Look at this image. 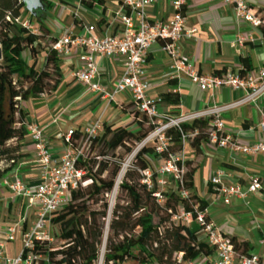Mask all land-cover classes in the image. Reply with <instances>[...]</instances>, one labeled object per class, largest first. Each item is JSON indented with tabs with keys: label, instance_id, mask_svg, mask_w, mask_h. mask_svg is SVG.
I'll list each match as a JSON object with an SVG mask.
<instances>
[{
	"label": "trees",
	"instance_id": "16d2710c",
	"mask_svg": "<svg viewBox=\"0 0 264 264\" xmlns=\"http://www.w3.org/2000/svg\"><path fill=\"white\" fill-rule=\"evenodd\" d=\"M100 1L79 0L83 6L90 9ZM43 2L48 4L46 0ZM250 7L261 20L258 29L264 39V8H253L251 5ZM23 10L32 14L25 9L21 0H0V179L14 168V164H10L9 160L17 161L21 157L18 141L25 135L23 125L27 115L24 110L18 109L13 110L10 118L6 117L3 110L5 92L9 93L11 100H15L11 102L13 104L19 99L26 100L41 93L50 94L62 79L60 61L51 44L50 47H43L45 57L42 69H36L34 61L28 64L23 57V52L28 51L30 57L34 58L36 47L50 34V29L41 18L40 9L33 14L40 23L39 33H32L15 23L13 17L21 15ZM102 11H105L104 7ZM181 11L185 14L184 6ZM7 16L10 18L7 19ZM73 21L76 22L77 18L74 17ZM101 23L103 19H100L96 26L99 27ZM55 39L51 38L50 42ZM239 62L240 78L254 69L249 56H239ZM226 72V68H221L214 70L212 74L222 76ZM158 104L178 106L180 99L178 96L161 93ZM132 106L135 108L133 102L120 105L123 111ZM128 112L132 115L131 122L137 126L136 130L129 129V125L103 124L102 133L95 136L87 137L86 133L79 129L73 131L71 146L78 148L84 144L76 166L85 172V184H80L73 190L69 205L52 217L51 222L58 225L60 230L56 240L35 241L33 253L44 256L45 260L37 259L33 264H99L102 254L101 264H183L199 256L213 254L214 250L201 238L202 224H197L195 229L191 230L180 222L174 223L172 216L176 217L180 208L192 219L202 214L204 223L210 221L206 212L208 203L198 194L194 175L201 167V146L210 141L213 131L210 122L215 116H201L191 122L182 121L165 128L164 136L168 145L161 153H155L153 147L145 146L135 151V160H144L147 154L166 160L169 154L183 149L184 140L189 144L195 157L177 161L178 168L182 167L177 194L165 196L164 203L161 204L156 196V188L151 187L143 173L147 166L142 165L141 169L128 166L119 178L114 201L109 208V195L114 190L119 175L117 169L109 170L110 164L122 162L124 155L132 153L156 125L136 108ZM16 123L19 126H14ZM242 125L248 126L247 122ZM9 140L16 142L13 150L5 149ZM119 149L123 150L124 155L117 157L116 152ZM9 151L16 153L7 158L2 157ZM221 166L233 168L227 163H221ZM207 192H215L209 182ZM159 194L161 195L160 192ZM107 217L110 227L102 249ZM224 236L233 243L239 253H249L251 246L246 240H239L235 234Z\"/></svg>",
	"mask_w": 264,
	"mask_h": 264
},
{
	"label": "built area",
	"instance_id": "2783aa9c",
	"mask_svg": "<svg viewBox=\"0 0 264 264\" xmlns=\"http://www.w3.org/2000/svg\"><path fill=\"white\" fill-rule=\"evenodd\" d=\"M231 6L234 17L238 22L248 23L252 27H258L260 18L244 0H223ZM79 2V0H78ZM156 0H120L118 6L112 10V14L118 19L120 28L113 33L100 34L93 26L83 24L80 30L69 31L51 43L59 61L68 62L72 68L70 75L77 82L86 85L91 92L98 91L106 106L118 102V96L127 93L135 108L145 114L153 123H160L164 115L158 111V98H152L149 94L153 74L151 61L148 59L149 47L159 42L161 50L166 53L170 61V69L175 77L184 75L202 91H208L210 98L219 87H226L233 91L242 92L239 100L224 105H213L189 114H182L180 119L165 124L160 129L149 133L144 139H151L155 153H161L167 149L168 141L164 136L165 128L177 125L179 122H191L194 118L214 115L210 122L213 127L210 141L211 145L219 151H228L232 157L247 155L257 157L264 155V138L250 143L241 142L236 135L224 130V121L221 113L227 108L239 103L251 101L258 112L257 125L264 134V68L250 71L245 77L238 76V70L227 71L222 76L203 74L198 67L187 61L181 54V42L183 39H194L198 28L188 25L185 14L181 9L186 0H170L173 8L172 16L167 21H150L148 8ZM80 3V2H79ZM7 19L10 17L7 16ZM13 21L32 33L37 34V29H32L29 21L22 18V14L13 17ZM247 39L245 35H239L234 45H242ZM122 61L121 74L116 79L112 88H108L97 80L99 75L98 59H115ZM41 93L39 96H45ZM262 99V102L257 100ZM55 122V120L53 121ZM100 117L91 127L86 128L87 137L98 135L101 128ZM19 126V124H17ZM25 133L29 136L35 153L37 174L27 180L18 173L19 161L10 159L14 164L12 171L7 172L1 179V184L6 187L14 198L23 201L24 216L17 225H11L2 229L3 239L0 241V264H33L37 259L45 260L44 256L33 253L36 240L53 241L54 235L51 222L56 212L69 205L71 192L83 181L84 171L76 166L80 158L84 144L78 148L71 146L73 129L57 132L64 146L62 154L55 156L50 148V135L46 133V126L36 122H25ZM183 142V149H184ZM169 154L165 163L161 165L162 173L173 175L177 181L181 179L182 167L178 168L177 161H184L183 151ZM2 165V162L0 163ZM122 174V173H121ZM114 189L117 187L120 175ZM228 171L218 167L209 179L217 199L228 204L233 198L244 200L248 203L253 196L264 198V186L258 176L248 175L242 182H229L225 180ZM162 200L159 192L156 194ZM113 202H109L111 208ZM28 213V215H27ZM30 217L29 222L23 221ZM186 217L194 223L203 225V235L207 245L212 248L213 254L201 256L183 264H264V257L255 254L239 253L233 243L211 221L204 223L203 215L198 214L192 219L189 214ZM19 238V248L13 256L8 253V244ZM126 264V263H122Z\"/></svg>",
	"mask_w": 264,
	"mask_h": 264
},
{
	"label": "crops",
	"instance_id": "0c3cea01",
	"mask_svg": "<svg viewBox=\"0 0 264 264\" xmlns=\"http://www.w3.org/2000/svg\"><path fill=\"white\" fill-rule=\"evenodd\" d=\"M112 1L114 2L112 10H114L120 0ZM249 2L253 8H264V0H249ZM184 10L187 24L196 26L198 32L194 39L182 40L181 54L187 61L194 63L201 73L212 74L214 70L221 68H226L227 71L232 68L238 70L240 66L239 56L250 57L254 67L252 71H256L260 67L264 68V39L258 27L238 22L230 5L224 3L223 0H186ZM81 11L79 16L81 17V14L87 15L89 20L95 21L94 29L100 34L113 33L120 28L119 24L111 29L106 28L107 24H110V20L105 15L100 18L103 19V23L98 27L96 23L100 19L95 16L92 17L83 9ZM172 12L173 8L170 5V0H156L149 6L147 14L150 21L162 22L167 21L172 16ZM83 23L85 24L84 21ZM80 29L81 26L79 25L74 27L72 31ZM239 35H245L247 39L242 45H234ZM148 59L151 61L153 68V74L149 77L151 82L150 96L158 98L161 93H168L171 96H178L180 99L178 106H161L158 104L160 113L176 112L178 115H182L186 112L199 110L202 106L207 105L210 100L223 105L235 102L242 96V92L233 91L222 86L215 90L211 99L208 91L200 90L196 84L184 75L175 77L174 72L170 69L169 57L161 50L159 42H155L149 47ZM98 64L99 75L97 80L108 88H112L121 74V59H98ZM61 84L65 85L63 94L56 96L55 92ZM37 97L45 99L46 108L40 116H37L33 109L25 103L29 98L23 100L22 110L27 113L25 122H36L39 125L46 126L45 131L50 135L52 153L59 156L62 154L64 146L57 132L67 131L62 128V120H59L61 110H67L74 105L77 107L83 106L92 100L93 94L86 91L81 92V86L79 87L76 82H72L70 77L62 76L61 82L53 93ZM117 101V104L120 105L131 102L127 93L118 96ZM257 102H262V99L257 100ZM110 105L106 106L103 100L97 104L93 109L94 112L96 111L94 120L99 117L102 120ZM120 110L125 112L121 107ZM221 114H223L224 130L236 135L241 142L250 143L264 138V134L257 125L258 112L251 101L239 102L227 108ZM126 117L128 122L132 119L129 112L126 113ZM54 120L55 122H53ZM82 122L79 120L77 124H79V130L85 132L87 127ZM243 122H247L248 126H243ZM18 144V152L21 154L18 159L20 163L18 173L22 179L27 180L37 174L34 147L26 133L18 141ZM201 148L203 149V146ZM213 149L218 154L217 157H214V161L211 162L212 158L206 156L203 152L201 167L196 170L194 175L196 190L208 203L206 212L209 220L223 234H235L239 240H246L251 246L249 252L264 257V198L253 196L248 203L233 198L230 203L226 204L217 199L214 193L207 192V183L215 170L218 167H223L221 163L233 166L231 169L223 167L228 171L226 183L242 182L248 175H253L258 176L264 186V155L257 157L241 155L234 158L228 151H219L214 147ZM194 157L193 154L189 159ZM200 182L203 183V194L199 191Z\"/></svg>",
	"mask_w": 264,
	"mask_h": 264
},
{
	"label": "rangeland",
	"instance_id": "374dc122",
	"mask_svg": "<svg viewBox=\"0 0 264 264\" xmlns=\"http://www.w3.org/2000/svg\"><path fill=\"white\" fill-rule=\"evenodd\" d=\"M46 1L48 4H45L42 0L43 6L40 8V13L42 14L41 18L47 25L48 29H50V34L41 40L40 46L36 47L37 52L34 58L32 56L30 57L28 51L23 52V57L26 59V62L30 64L31 62L34 61L35 68L38 70L42 69L44 64L45 50L43 47L44 46L50 47L51 38L57 39L62 35H64L65 33L73 30L74 27H78L79 25L82 26L84 24L83 21L85 22L86 25L94 27L95 21L89 20L87 18L88 17L87 15L81 14L82 16L81 17L79 16V14L82 12L81 9L85 10L86 13L91 15L92 17L95 16L98 19L102 18L105 15L106 18L110 20V24L108 23L106 28L111 29L115 25L117 27L119 24L118 19H116L112 14V9L114 8V2L112 0H101L99 4L95 6L93 9L83 6L81 3L78 2V0H46ZM244 1H246L247 5H250L249 0H244ZM103 7L106 8L105 12L102 11ZM21 14L23 19H27L29 21V24L31 25L32 29L34 30L37 29V33H39L40 23L38 22L39 20H37V17L33 14H28L27 12H25V10H23ZM74 17L77 18L76 22L73 21ZM60 66H61L62 76L68 78L70 77L72 82H76V84H78L79 87L81 86V92L86 91L87 93L93 94L92 100L89 103L79 107L74 105L72 108H68L67 110L64 111L61 110L62 111L60 116L61 119L59 118V120H62V128L64 130L79 129V124H77V121L79 120L83 121L82 123H84L87 128L91 127L95 122L94 116L96 115L95 114L96 111L94 112L93 109L97 104L102 102L100 93L98 91L92 93L86 85H83L77 82L75 79H73L70 75L72 66L68 62L60 61ZM230 71H233V68ZM64 87L65 85L61 84L58 87L57 91L55 92V95L61 96L63 94ZM54 91L55 90H53L51 93H53ZM12 101L15 100H11L9 93L5 92L3 110L7 118L11 117L13 110L17 111L18 109H23L22 108L23 99H19L17 100V103L13 102V104H11ZM25 103L28 104V106L33 109L35 115L37 116H40V114H42L44 112V109L46 108L45 99H41L38 97H34V98L30 97L28 101ZM213 105L221 106V104L210 100V102L207 105L202 106L199 110L209 108ZM109 107L110 108L108 112L105 114V116L102 118L100 122L101 128L97 130V133L99 134L102 133L103 124H112L115 126L129 125V129L136 130L137 128L136 124L131 122L132 119L128 122V118L126 117V113H128V111L135 109L133 106L129 107L128 110L125 112H122L120 110V104H117V102L112 103ZM189 113L190 112H186L184 114H189ZM162 114L164 115V118L161 119L160 123H157L155 125V128L150 133L160 129L165 124H171L172 122L179 120L181 117V115H178V113L176 112H162ZM220 116L221 118H223V114H221ZM14 117L15 119L17 118L16 113L14 114ZM186 121H190V120H186ZM14 126L17 125L14 124ZM157 140L158 138L155 137L154 142H156ZM143 141L144 139L135 147L133 152L130 154L124 155L123 150L119 149L116 152V156L120 157L121 155H124L125 158L122 162H112L110 164L109 170L117 169V171H119V173L121 174L128 166L131 167L132 169L133 168L141 169L142 165H146L147 168L145 172H143L146 175V180L151 184V187H155L157 192L161 193L162 200L160 201V203L163 204L165 196H169L171 193H176V194L178 193V181L173 175L169 173H162L159 170L161 165L165 163L166 161L165 159L156 157L152 154H147L146 156H144L143 158L144 160L134 159L135 151L138 148H140L141 146L152 147V145L154 144V142L151 139L147 140L145 144L143 143ZM15 145H16L15 140H9L5 145V149L13 150ZM202 146H203L202 150L204 154L206 156L207 155L210 156L212 158L211 162H213L214 157H217L218 154L213 149L211 143H207V144L204 143L202 144ZM183 150L184 151L182 156L184 160L189 159V157L194 154V150L189 146L187 142L184 143ZM12 153H16V152L9 151L8 153L2 155V157L7 158ZM2 178L3 176L1 177V179ZM1 179H0V241L3 239V234L1 233L2 229L11 225L19 224L22 220V217L24 216L23 201L14 198L13 195L10 193V191L1 184ZM202 185L203 183L200 182L199 191L200 193L203 194ZM115 193H116V189H114L110 193L109 202L114 201ZM30 219L31 218L29 216L26 217L23 223H25V221L29 222ZM172 221L174 223L180 222L188 226L190 229L194 227L193 221L187 218L186 214L183 213L180 210V208L178 211V215L176 217L172 216ZM109 227H110L109 217H107L104 226V235L107 234ZM51 231L53 232L54 241H55L60 231L59 226L53 225L51 227ZM201 238H203L206 241L204 235H202ZM19 245H20L19 238H17L15 242L9 243L8 244L9 255L11 256L15 255L17 253ZM126 264H137V263L128 262Z\"/></svg>",
	"mask_w": 264,
	"mask_h": 264
},
{
	"label": "water",
	"instance_id": "95a60500",
	"mask_svg": "<svg viewBox=\"0 0 264 264\" xmlns=\"http://www.w3.org/2000/svg\"><path fill=\"white\" fill-rule=\"evenodd\" d=\"M21 1L24 3L25 9L27 11H29L30 13H32V14H35L36 13V10L37 9H40L43 6L42 0H21ZM105 240H106V235H104L102 249H104ZM102 258H103V254L101 255L99 264H101Z\"/></svg>",
	"mask_w": 264,
	"mask_h": 264
}]
</instances>
